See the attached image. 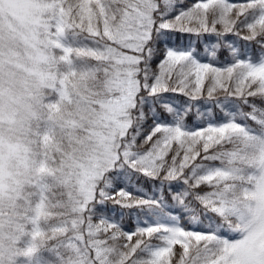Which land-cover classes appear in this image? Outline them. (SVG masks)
<instances>
[{
	"label": "snow or ice",
	"instance_id": "6c2138e0",
	"mask_svg": "<svg viewBox=\"0 0 264 264\" xmlns=\"http://www.w3.org/2000/svg\"><path fill=\"white\" fill-rule=\"evenodd\" d=\"M0 264H264V0H0Z\"/></svg>",
	"mask_w": 264,
	"mask_h": 264
}]
</instances>
